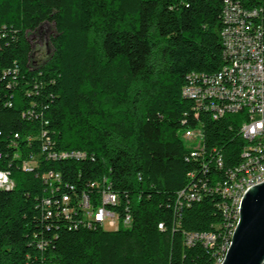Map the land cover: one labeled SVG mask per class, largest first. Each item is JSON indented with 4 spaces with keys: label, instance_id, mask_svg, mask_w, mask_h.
I'll list each match as a JSON object with an SVG mask.
<instances>
[{
    "label": "trees",
    "instance_id": "16d2710c",
    "mask_svg": "<svg viewBox=\"0 0 264 264\" xmlns=\"http://www.w3.org/2000/svg\"><path fill=\"white\" fill-rule=\"evenodd\" d=\"M220 12L221 0H0V170L13 182L0 188V264L222 259L223 253L215 260L224 235L219 197L205 192L175 206L177 191L191 181L187 172L199 168L184 160L181 130L195 123L181 86L188 72L221 65ZM44 22L53 25L51 50L32 60L27 33ZM229 117L205 121L204 141L244 158L248 146L229 134ZM42 132L49 150H80L86 158L44 154L23 170L21 163L40 152ZM46 171L60 174V193L70 185L88 190L105 177L119 194L121 216L128 208L129 226L69 227L63 217L43 218L39 203L48 187L40 176ZM211 175L221 173L210 170L209 183ZM236 218L235 211L231 232ZM207 231L217 234L211 247L184 242L186 232Z\"/></svg>",
    "mask_w": 264,
    "mask_h": 264
},
{
    "label": "built area",
    "instance_id": "2783aa9c",
    "mask_svg": "<svg viewBox=\"0 0 264 264\" xmlns=\"http://www.w3.org/2000/svg\"><path fill=\"white\" fill-rule=\"evenodd\" d=\"M221 65L214 71H190L186 74L181 86V95L190 101L193 127L181 130L187 152L185 161L199 164L187 172L191 181L176 193L175 206L180 209L192 201L199 200L205 192L216 194L219 199L217 207L224 218V235L215 260L221 258L226 249V242L231 237L234 223L237 191L242 186H251L264 180V0L248 6L241 0H221ZM186 114V113H184ZM230 115L227 128L241 141L240 146H248L244 158L234 159L225 156L218 144H206L203 135V123L207 120H220ZM40 152L30 156L21 163L23 170L37 166L41 155L52 159H83L86 153L80 150H49L50 140L41 133ZM223 137V141L225 138ZM16 146V142H13ZM217 170L220 177L211 175L210 170ZM41 179L48 187V195L42 197L39 206L43 218L63 217L69 227L82 224L93 227L99 224L102 228L104 219L115 218L118 226L130 224V214L123 207V216L116 209L120 204L119 194L110 188L105 177L101 181L90 182L88 190L76 191L70 185L69 192H59L60 174L46 171ZM0 185L13 186L7 170H0ZM95 194L100 203L93 205L91 195ZM162 227V223H158ZM113 229V230H115ZM216 233L186 232L184 242L193 244L201 242L212 246ZM38 247L46 241H37ZM215 263V262H214Z\"/></svg>",
    "mask_w": 264,
    "mask_h": 264
},
{
    "label": "water",
    "instance_id": "95a60500",
    "mask_svg": "<svg viewBox=\"0 0 264 264\" xmlns=\"http://www.w3.org/2000/svg\"><path fill=\"white\" fill-rule=\"evenodd\" d=\"M264 263V180L243 192L229 247L220 264Z\"/></svg>",
    "mask_w": 264,
    "mask_h": 264
},
{
    "label": "rangeland",
    "instance_id": "374dc122",
    "mask_svg": "<svg viewBox=\"0 0 264 264\" xmlns=\"http://www.w3.org/2000/svg\"><path fill=\"white\" fill-rule=\"evenodd\" d=\"M53 31V25L49 22L42 23L38 29L27 33V38L31 44V59L43 60L50 53L51 47L48 42V36ZM104 229L113 230L118 226L117 218L114 221L111 219H104Z\"/></svg>",
    "mask_w": 264,
    "mask_h": 264
},
{
    "label": "bare ground",
    "instance_id": "6f19581e",
    "mask_svg": "<svg viewBox=\"0 0 264 264\" xmlns=\"http://www.w3.org/2000/svg\"><path fill=\"white\" fill-rule=\"evenodd\" d=\"M247 154H248V153H246L245 155H247ZM245 155H244V156H245ZM12 187H13V186H4V185H0V188H3V189H10V188H12ZM247 187H249V186H242V187H240V191H237V198H236V202H235V211H236V214H237L236 223H237L238 215H239V202H240V199H241V196H242L243 192L245 191V189H246ZM236 223H235V225H234V227H233V230H234V228H235V226H236ZM233 230H232V232H231V236H232ZM230 241H231V237L229 238V241H228V243H227V245H226V249H224L223 256H224L225 251H226L227 248L229 247ZM222 259H223V257H222ZM222 259L219 260V261H217L216 264H220L221 261H222Z\"/></svg>",
    "mask_w": 264,
    "mask_h": 264
}]
</instances>
